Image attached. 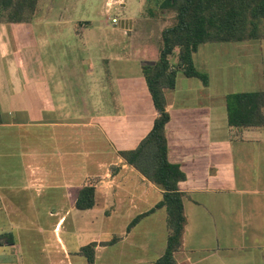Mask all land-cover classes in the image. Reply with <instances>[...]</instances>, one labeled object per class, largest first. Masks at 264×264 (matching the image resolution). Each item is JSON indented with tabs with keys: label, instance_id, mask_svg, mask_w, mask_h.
Listing matches in <instances>:
<instances>
[{
	"label": "crops",
	"instance_id": "0c3cea01",
	"mask_svg": "<svg viewBox=\"0 0 264 264\" xmlns=\"http://www.w3.org/2000/svg\"><path fill=\"white\" fill-rule=\"evenodd\" d=\"M46 18L35 23V26L41 24L35 31H0V129L34 128L35 131L23 133L41 135V143L46 138L51 141L47 150L50 153L27 155L35 158L31 160L34 164L25 165L27 176L20 183L22 191L45 186L62 199L59 212L55 213L60 218L53 228L57 260L50 264H65V261L73 264L60 233L64 217L79 212L97 216L91 222L97 234L93 232L87 243H95L93 264H106V257L97 254L110 247H119L117 256L123 258L125 254L129 263L153 264L163 255L169 235L165 208L155 209L163 192L126 164L119 153L134 150L153 127L157 114L142 69L147 66L146 61L150 62L149 66L155 65L158 48L152 52L149 46L139 48L131 44L128 49L131 56L124 51L118 56L119 67L128 69L112 71L109 63L117 57L98 53L97 62L90 64L89 47L83 45L85 59L71 45H60L59 41L67 38L66 32L60 34L52 29L57 31L62 21ZM9 24L17 28L31 25ZM45 26L49 31H44ZM16 38L19 42L13 43ZM74 38L71 32L69 41ZM207 44H214L212 53L228 57L224 65L217 66L219 79L225 82L228 76L231 84L238 82L240 87L252 90L220 97L217 94L196 97L197 106L183 115L181 122L178 119V126H183L180 131H169L174 127L173 104L169 98L177 86L164 91L169 114L165 126L167 159L185 176L177 186L182 195L185 223L174 259L176 264H264V126H230L225 100L236 93L264 94V37L257 41L202 45ZM27 47H32L38 57L35 64L24 62L23 51ZM197 52L192 56L193 63ZM130 57L139 60L134 66L136 73L126 59ZM26 79L33 80L31 88L26 85ZM187 79H195L200 86L210 88V77L206 85L196 78ZM260 111L264 118V105ZM77 135L86 141L84 148L95 151L94 155L74 152ZM75 156L85 159L75 162ZM85 187L94 189V205L80 210L76 201ZM158 214L162 216L163 240L159 254L153 257L144 250L146 244L150 246L152 234L148 228L137 230L143 221ZM137 216L142 218L128 230ZM116 219L123 220V225L111 230L108 241H99V235L110 227L106 224ZM11 239L13 244L1 240L0 246L7 245L15 255L17 238L12 234ZM145 239L149 243L141 244ZM112 241V245H106ZM123 245L132 251L140 246L141 253L146 254L136 258L129 250L124 253ZM81 249L78 254L84 258Z\"/></svg>",
	"mask_w": 264,
	"mask_h": 264
},
{
	"label": "rangeland",
	"instance_id": "374dc122",
	"mask_svg": "<svg viewBox=\"0 0 264 264\" xmlns=\"http://www.w3.org/2000/svg\"><path fill=\"white\" fill-rule=\"evenodd\" d=\"M39 3L32 20L29 23H24L31 25H27L26 28H17L16 25L1 22L0 31H35L41 25L35 26V23H39L42 18L58 19L62 23L58 24L59 28L57 31L55 29L52 30L60 34L66 32L67 37L62 36L66 39L60 40V45L63 43L66 47L71 45V47H74L82 54V57L86 53L83 45L85 47L88 46L90 49L88 58L90 64L97 62L98 53L114 58H118L124 52L130 55L128 49L131 44L137 45L139 48L149 46L148 48L152 52L158 48L159 52L161 32L173 22V14L160 13L155 2L151 0H40ZM150 12L153 16L149 15ZM113 18L117 20L116 24L111 23ZM47 26L44 27V31H49ZM64 29L65 31H62ZM71 32L74 33V39L76 40L69 41ZM12 42L18 43L19 40L16 38ZM27 42L31 41L28 40ZM213 46L214 44L201 45L194 56L196 68L204 74H209L211 80L208 85L209 89H205L202 85L200 86L199 81L195 79L189 80L183 74L177 73V89L173 94L170 92L172 96L169 98V101L173 104L171 116L172 125L174 126L169 131H180L183 129V126H178V119L181 122L183 115H186L189 111H192V108L197 106L194 102L196 97L200 98L203 94L209 96L217 94L220 97L230 92L252 90L240 87L238 82L231 84L228 81V76L227 79H224L225 82L219 79L217 66L224 65L228 57L224 55L217 56L212 53ZM25 51H23V54L26 53V57H23L24 62L27 65L29 62L35 64L38 57L34 55L33 48L27 47ZM84 58L86 59L87 57ZM126 59L130 61V66H132L133 72L136 73L137 70H134V66L139 60L134 57ZM41 61L40 59L38 63ZM146 62L145 65L149 66L150 62ZM177 63L178 55L174 53L171 57V64L174 67ZM109 64L108 68L112 71L124 72L128 69L119 67V58L114 62L111 60ZM202 65L205 67L202 68ZM209 77L207 75V79ZM32 83V79H26V85L29 88L33 85ZM218 100L221 102L222 98ZM25 131H35V129H0V236L2 234H13L17 238L15 243L17 253L15 255L12 254L13 251L7 245L0 246V264H50L57 260L56 254H54L56 252V235L53 228L60 218L55 213L59 212V204L62 199L45 186L39 190L36 187L30 188V191L26 192L22 191V185L20 184L27 176L25 165L34 164L31 160L35 158L30 159L27 155L35 154L36 156L39 152H46L51 141L46 138L45 142L41 143V135L36 133L25 135L23 133ZM77 138L78 146L77 148L75 147L74 152L76 150L83 154L89 152V157L95 154L93 149L84 148L83 145L86 141H82L80 136ZM82 146L83 149H81ZM47 153H50V151H47ZM30 156L32 157V155ZM84 159L85 156L74 157L75 162H82ZM161 217V214H158L149 220L143 221L142 226L137 230L138 232L140 230L145 231L148 228L152 234L150 236L152 238L150 246L149 244H146L148 245L147 247L146 245L141 246L146 247L144 249L146 253L149 251L150 256L153 257H156L162 248L163 236L160 235L162 231ZM96 219L97 216H93V214L85 215L84 212H79L76 216L66 215L64 217L60 238L64 241L70 255V261L73 264H86L84 258L79 256L78 252L90 242L93 232L97 234L91 223ZM95 224L97 226L98 223ZM108 225L110 227H106L104 229L105 232L99 235V241H108L112 237V231L123 225V220L116 219V221L106 224V226ZM163 227L166 229L165 224ZM145 243L149 242L146 239L141 241V244ZM122 247L124 253L129 250L133 252V256L136 258L146 254L141 253L140 246H135L133 251L127 248L126 245ZM118 248L110 247L105 252L99 251L97 255L98 257H106L104 260L106 264H132L128 262L125 254L123 258L117 256ZM58 255H62V253ZM65 264H67V261H65Z\"/></svg>",
	"mask_w": 264,
	"mask_h": 264
},
{
	"label": "trees",
	"instance_id": "16d2710c",
	"mask_svg": "<svg viewBox=\"0 0 264 264\" xmlns=\"http://www.w3.org/2000/svg\"><path fill=\"white\" fill-rule=\"evenodd\" d=\"M151 1L155 2L160 13L173 14L172 24L161 32L157 62L154 66H145L142 69L157 116L151 131L138 146L134 150L120 152L119 155L126 164L162 190V200L155 209L165 208L169 235L163 255L153 264H176L174 254L181 246L185 223L182 195L177 186L185 176L177 165L169 163L167 159L165 126L169 121V114L164 91L175 88L177 73L207 84V75L195 68L192 58L200 45L257 41L264 37V0ZM37 4L38 0H0V23H29ZM175 52L178 63L171 67V57ZM225 100L230 126H264V118L260 116L264 105L263 93L230 94ZM93 205L94 189L83 188L76 207L87 210ZM141 218L135 217L128 230ZM11 238L10 234L2 235L0 241L13 244ZM113 243L112 241L106 245ZM81 255L88 264H93L95 243L84 246Z\"/></svg>",
	"mask_w": 264,
	"mask_h": 264
},
{
	"label": "built area",
	"instance_id": "2783aa9c",
	"mask_svg": "<svg viewBox=\"0 0 264 264\" xmlns=\"http://www.w3.org/2000/svg\"><path fill=\"white\" fill-rule=\"evenodd\" d=\"M111 23H113V24L115 23L116 24L117 20L115 18H113V19H111Z\"/></svg>",
	"mask_w": 264,
	"mask_h": 264
}]
</instances>
